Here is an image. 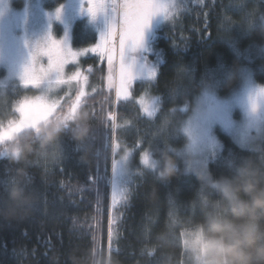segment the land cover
Returning a JSON list of instances; mask_svg holds the SVG:
<instances>
[{
	"label": "trees",
	"instance_id": "16d2710c",
	"mask_svg": "<svg viewBox=\"0 0 264 264\" xmlns=\"http://www.w3.org/2000/svg\"><path fill=\"white\" fill-rule=\"evenodd\" d=\"M80 31L77 23L76 46L96 42L94 37L81 42ZM155 32L150 46H155L158 66L149 87L159 98L157 111L148 116L133 99L117 101L114 88H108L105 63L95 56L83 59L84 67L91 69L89 83L95 91L82 99L77 111L84 107L90 113L93 149L82 159L71 135L65 133L53 157L30 158L27 168L32 182L25 190L38 192L39 201L26 216H0V264H71L70 253L89 251L94 264H107V257L119 264H161L163 252L185 260L182 233L190 231L186 221L195 224L200 219V210L190 206L200 182L195 175L184 174L177 154L180 172L169 181L157 180L150 169L135 164L127 199L115 207L110 185L96 178L111 173L113 140L130 149L133 162L144 150L158 155L167 147L176 153L187 143L180 121L203 89L224 97L239 86L245 72L264 83V0H188L177 18ZM139 84L134 83L138 93L143 88ZM9 93L0 98V123L18 117L16 103L24 90ZM69 102L60 113L68 111ZM185 104V114L176 110ZM115 106L112 138L111 122L105 116ZM262 125L255 141L264 143V119ZM217 135L220 151L208 162L214 176L232 174L236 162L255 155L249 150L251 143L239 144L220 130ZM15 167L9 159L0 158V209L8 207L7 187L15 182ZM110 219L114 221L111 241ZM166 231L174 233V242L159 249V236Z\"/></svg>",
	"mask_w": 264,
	"mask_h": 264
},
{
	"label": "rangeland",
	"instance_id": "374dc122",
	"mask_svg": "<svg viewBox=\"0 0 264 264\" xmlns=\"http://www.w3.org/2000/svg\"><path fill=\"white\" fill-rule=\"evenodd\" d=\"M177 2L179 3V0ZM187 6L188 0H183L182 6L175 10L174 15L170 16L168 20L161 15L154 16L150 20L144 31L143 46L136 53L139 68L147 65V68L156 70L155 67L158 66V58L155 57L157 51L154 45L151 44L150 46L155 31L160 25L171 23ZM77 23L81 25L79 34L81 42L94 37L95 43H97L99 35L107 26L102 14L93 17L87 11L82 10V0H62V2L60 0H0V98L3 94V98H5L10 95L9 92L24 90L23 97L16 103L18 104L25 97L33 98L44 95L45 92H42V89L45 85H42L40 89L35 85H25L20 80L23 68L31 59V50L38 42L49 36L67 43L73 51H81L92 46L78 47L74 44V30ZM87 56L95 55L83 53L75 60L69 58L63 73L64 79H67L77 70L86 75L88 77L87 85L84 88L86 95L93 93L95 89V85L91 83L93 86L90 87L89 83L91 69L85 68L83 65V59ZM47 63L46 56H37L35 67L37 69L46 68ZM102 63H105V67H107L106 78H108L110 73L107 62ZM154 78L149 80L144 74L137 75L129 89L128 100H135L141 111L143 110L139 104L140 97L158 98L149 87ZM138 81L141 83L138 86L143 87L139 93L134 88V83ZM262 89H264V83L255 82L250 73L245 72L239 86L224 97L209 88L196 94L191 111L183 117L178 126L180 132L187 139V143L176 150L180 167L185 170L186 167L191 169L201 164L208 166L210 156L220 151V139L217 135L219 130L234 137L239 144H249L260 137L264 119V94L260 93ZM76 91L77 87L73 81L71 85H53L46 94L61 99V104L64 106L67 102L74 101ZM253 104H255V108ZM158 106L159 103L156 111ZM187 108V104H185L176 110L185 114ZM198 109H201V113L193 120ZM116 113L115 106L114 111L105 116L109 123L111 122L109 131L112 132V138L115 134L112 125L117 122L115 120ZM113 115L114 120L110 118ZM8 121H2L0 124L7 126ZM120 146L122 150H119V156L124 155L125 150L128 153L131 173L137 163L138 166L145 168L141 164V156L145 150L139 155L138 160L133 162L130 149L123 143H120ZM146 151L150 152L149 150Z\"/></svg>",
	"mask_w": 264,
	"mask_h": 264
},
{
	"label": "clouds",
	"instance_id": "9594fccd",
	"mask_svg": "<svg viewBox=\"0 0 264 264\" xmlns=\"http://www.w3.org/2000/svg\"><path fill=\"white\" fill-rule=\"evenodd\" d=\"M200 113L198 109L193 120ZM90 121V113L84 107L69 120L58 113L37 128L22 130L8 144V151L0 154V158L16 165L12 172L15 182L7 187L8 207L0 209V216L9 219L35 210L39 193L25 190L32 182L27 165L32 157H53L65 133L71 135L81 158H88L93 149ZM249 150L255 155L236 162L232 174L214 176L207 164L185 168L184 174L195 175L200 182L190 206L198 208L201 215L195 224L186 221L190 231L184 232L185 260L180 262L173 254L163 252L161 264H264V143L253 141ZM155 159L157 166L151 171L157 180L169 181L180 172L176 153L169 148L160 149ZM174 239L172 231L162 233L158 248L169 247ZM91 255L90 251L74 252L69 254V259L71 264H94ZM107 264H119V261L107 257Z\"/></svg>",
	"mask_w": 264,
	"mask_h": 264
},
{
	"label": "snow or ice",
	"instance_id": "6c2138e0",
	"mask_svg": "<svg viewBox=\"0 0 264 264\" xmlns=\"http://www.w3.org/2000/svg\"><path fill=\"white\" fill-rule=\"evenodd\" d=\"M183 0H82V10L91 16L103 15L106 20V28L99 35V41L81 51H73L67 43L58 41L51 36L38 42L31 50V59L23 68L20 80L25 85H35L45 92L44 95L33 98L25 97L19 101L15 112L18 119L9 120L7 126L0 124V154L8 151V144L15 140L17 135L26 128H37L41 123L47 122L53 115L60 113L63 108L61 99L50 97L47 90L53 85H71L74 81L77 87L74 101L69 103L68 111L63 114L65 120H69L77 111L82 99L86 96L84 91L88 77L77 70L67 79L63 78L64 66L69 58L75 60L83 53H92L101 62L106 61L109 69L108 88H115L116 100H127L130 96L129 89L137 75L144 74L150 80L156 76L152 68L137 66L136 53L143 46V36L150 20L157 15L166 20L174 15ZM118 55V60H117ZM37 56L47 57V67H35ZM95 91V89L93 90ZM264 94V89L260 90ZM67 95V94H66ZM158 98L142 96L139 104L144 113L152 116L158 105ZM255 108V104H253ZM115 119L114 115L110 117ZM113 130L115 124L112 125ZM191 134V131H190ZM120 145L112 142L111 173L105 179L112 189V206L126 200L128 195L127 185L131 183L132 173L128 153L119 156L117 149ZM156 151H145L141 156V164L150 170H155L157 162ZM119 156V158H118ZM95 182V181H94ZM109 240L113 236L110 219ZM184 235V233H182Z\"/></svg>",
	"mask_w": 264,
	"mask_h": 264
}]
</instances>
